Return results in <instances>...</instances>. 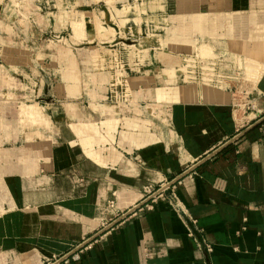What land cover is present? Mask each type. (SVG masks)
Segmentation results:
<instances>
[{"label":"crops","instance_id":"0c3cea01","mask_svg":"<svg viewBox=\"0 0 264 264\" xmlns=\"http://www.w3.org/2000/svg\"><path fill=\"white\" fill-rule=\"evenodd\" d=\"M6 1L0 264H47L99 234L69 264H264V0ZM95 4L110 22L112 10L132 6L120 17L151 50L145 62L130 60L119 25L105 41L43 39L61 14ZM97 9L83 12L85 23ZM200 38L255 66L242 93L185 81L181 66L158 69L155 49L174 43L171 52L185 55ZM245 101L253 108L236 106ZM178 176L177 202L168 190L100 231L146 186Z\"/></svg>","mask_w":264,"mask_h":264},{"label":"rangeland","instance_id":"374dc122","mask_svg":"<svg viewBox=\"0 0 264 264\" xmlns=\"http://www.w3.org/2000/svg\"><path fill=\"white\" fill-rule=\"evenodd\" d=\"M6 3H8L9 4L8 6L11 8H15V9H21L22 8L23 9V8H35V7H37V5L39 6L40 2L38 0H7ZM103 6L104 5H101V4L89 5L88 7L87 6H78L74 9H71L70 12L61 14L58 17L57 21L53 22V24L54 25L56 24L57 26L56 25L52 26V28L49 31L44 32L43 39H49V40L52 39V40L60 41L61 43H69L70 41H75L76 43L84 44V43H82L83 41H85V40L91 41L94 36H97L99 41H105L106 39L109 40V39L115 38V36H113L112 38L110 36H111V34L116 35V31L114 28H117V25H119L120 28L123 29V31L120 30V31H122L123 39L125 41H127V44H125V45L127 46V49L129 50L130 60H137L138 59L139 62L141 60H142V62H145L146 57L150 54L149 52L151 50H149L146 47L143 40H141L140 42L134 41L135 38H133V36L130 33L124 32V27H127V19L121 21V19H123V17H120V15L119 16L117 15L116 17L112 15L111 16L112 19L110 22L109 17L105 16V14L104 15L102 14L103 16L98 15V12H99L98 9L103 8ZM126 6H125V8H126ZM93 8H96V9L98 8L97 11L93 12V14L95 13L94 14L95 19L93 18V20H91V22L94 24H89L88 22L85 23L86 20L84 18L83 12L84 11L86 12L89 10L92 11ZM102 13H105V12H102ZM14 18L17 19L20 17L17 16V18L16 17H14ZM162 41H163V39H162ZM135 43H137L139 45H134ZM174 46H175L174 43H172V47H171L172 50L171 51H173ZM0 49L2 52L3 49L2 48H0ZM220 49L231 53L230 47L228 48L227 46H224L222 48L217 49L208 40H203L201 38L200 39H192L190 43H186L185 50L188 53L185 55H189V56L197 55L204 62V64H202L203 68L209 69L210 67H212V65H211V63H209V61H211L213 59V57L219 56L217 51H219ZM155 50H156L157 58L160 59V61L156 62L157 63L156 66L158 67L159 70H161L163 68H167V69L171 68L172 69V68H178V67L182 66L183 58L185 56L184 54L174 55V53L169 51V49L167 47L164 49L158 47ZM118 54H119L118 52L114 53V55L117 57L119 56ZM164 55H166L165 58H164ZM228 56H230V55H228ZM102 58H104V57H102ZM213 61H215V59ZM224 62H225V64L224 63L221 64L220 71H222V72L224 71V68H226V61H224ZM188 64H189V66H186L185 68H183L184 66H182L183 71L185 69L186 74H189L186 70L187 69L190 70V65L191 64L193 65V63H191V62H189ZM3 66L4 65L0 64L1 68H3ZM235 67L236 68L234 69L235 70L234 76H236L237 79H231V82H230V86H232L233 88L236 87V88L241 89L244 84H250L253 77L257 74V72H256L257 70L255 69V66L250 65V64H244L241 60H239V64H236ZM191 69L194 71V73L197 72V69L195 70V67L191 68ZM162 72H163V70H162ZM205 72L208 73L209 71L205 70ZM178 74L180 75L179 72H178ZM208 77H210V76H208ZM180 78L185 80V81H188V80L191 81L192 80L189 77L186 78V76H184V74ZM250 78H251V80H250ZM192 81H194V80H192ZM227 81H225V82L227 83ZM14 85H16L15 82H14L13 86ZM228 85L229 84H227V85L224 84L223 87H226Z\"/></svg>","mask_w":264,"mask_h":264},{"label":"built area","instance_id":"2783aa9c","mask_svg":"<svg viewBox=\"0 0 264 264\" xmlns=\"http://www.w3.org/2000/svg\"><path fill=\"white\" fill-rule=\"evenodd\" d=\"M219 56H215L213 57V59L211 61H209V63H211L212 67H210L209 69H205L203 68L204 62L200 59V57H198L197 55L195 56H191L190 58L187 59V62L185 65V58L186 56L189 55H185L183 58V63L182 66H184V68L186 66H189V62L193 63V65H190V70L187 69L186 71L189 74L185 73V69H184V76H186V78H191L192 82H200V83H208V84H214L217 86H221L223 87V85H227L226 87H231L230 86V82L231 79H237L235 75V66L236 64H238L237 61V57H235L233 54H231L230 52H226L224 50H219L217 51ZM230 55V56H228ZM215 59V61H213ZM240 60V59H239ZM226 61V68H224V71H220L221 69V64L224 63ZM181 66V67H182ZM195 70L197 69V72L194 73V71L191 68H194ZM205 70L209 71L208 73L205 72ZM207 75V76H206ZM188 76V77H187ZM210 76V77H208ZM228 80V81H227ZM190 81V80H188ZM227 81V83L225 82ZM238 93H242L243 89H239V88H234ZM237 107H244V108H249L252 109L253 108V103L251 101H245L243 103H236ZM263 134H264V129L262 130ZM181 177H174L172 179H170L167 183L158 186V187H151V186H146L144 191H145V195L143 197V199L141 200L140 203H138L137 205H135L134 207H132L131 209L122 212L119 217L117 219H112L111 221H109L108 223H106V225L103 226V228L100 231H104L105 229H111L113 228L115 225L118 224L119 221H123L125 220L127 217H129L130 215L134 214L136 211L138 210H144V209H152L154 207L155 202L159 201V199L164 196V193L166 191H170L171 192V200L174 202L178 201V196H177V192H176V186L177 183L180 181ZM197 220L193 219V223H196ZM190 234L192 235L193 232L190 229ZM100 236V234H99ZM98 236V237H99ZM98 237H94V239H84L83 241H81L80 243H78L77 245H75L71 250L61 254V255H54L50 260L47 261V264H69L73 261H78L82 258L83 253L85 252V250L89 247V245L91 244V242L93 241H97ZM205 242V241H204ZM205 245L207 247L208 251H212L213 250V246L208 243L205 242Z\"/></svg>","mask_w":264,"mask_h":264},{"label":"bare ground","instance_id":"6f19581e","mask_svg":"<svg viewBox=\"0 0 264 264\" xmlns=\"http://www.w3.org/2000/svg\"><path fill=\"white\" fill-rule=\"evenodd\" d=\"M160 4H161V3H160ZM131 7H132L131 5H127L126 8H125L124 10H123V9L121 10V9H118V8H117L116 11L112 10L110 14H111V16L113 15V16L116 17L117 15L119 16L121 13H123V12H125V11H126L125 13H127ZM109 12H110V11H109ZM94 14H95V13H94ZM94 14H93V13H92V14H88V15H91V20H93V18L95 19ZM101 14H102V13H101ZM103 15H104V13H103ZM95 16H96V15H95ZM100 16H101V15H100ZM115 17H114V18H115ZM100 22H101V21H100ZM108 30H109V29H108ZM174 74H175V73H173V75H174ZM165 75H166V74H165ZM171 75H172V73H171ZM166 76H167V75H166ZM167 77H168V76H167ZM172 77H173V76H172Z\"/></svg>","mask_w":264,"mask_h":264},{"label":"water","instance_id":"95a60500","mask_svg":"<svg viewBox=\"0 0 264 264\" xmlns=\"http://www.w3.org/2000/svg\"><path fill=\"white\" fill-rule=\"evenodd\" d=\"M260 122H261V121H260ZM260 122H257V123L255 124V126L258 125V124H260Z\"/></svg>","mask_w":264,"mask_h":264}]
</instances>
